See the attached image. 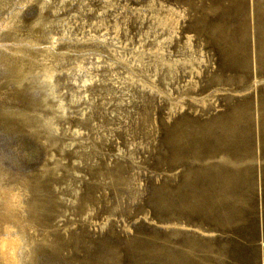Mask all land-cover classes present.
<instances>
[{"label": "rangeland", "instance_id": "1", "mask_svg": "<svg viewBox=\"0 0 264 264\" xmlns=\"http://www.w3.org/2000/svg\"><path fill=\"white\" fill-rule=\"evenodd\" d=\"M0 264H264V0H0Z\"/></svg>", "mask_w": 264, "mask_h": 264}, {"label": "bare ground", "instance_id": "2", "mask_svg": "<svg viewBox=\"0 0 264 264\" xmlns=\"http://www.w3.org/2000/svg\"><path fill=\"white\" fill-rule=\"evenodd\" d=\"M85 1V0H84ZM170 21V23H171V19L170 18H167V19H165V20H163V23L164 24H167L168 22ZM175 29V28H174ZM48 68V67H47ZM46 68V69H47ZM47 71H49L48 73H49V79H51L52 77H53V69H48ZM46 71V72H47ZM89 79H86V80H83V82H84V84L86 85H84V87H87V81H88ZM2 244V248H5V251H3V253L4 254H6V251H10V250H13V248H14V246H15V242L14 241H7V242H4V243H1Z\"/></svg>", "mask_w": 264, "mask_h": 264}]
</instances>
